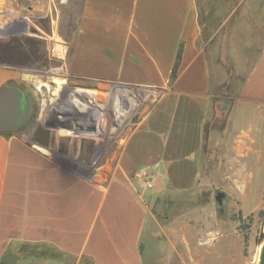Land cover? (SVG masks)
<instances>
[{
    "label": "crops",
    "instance_id": "obj_1",
    "mask_svg": "<svg viewBox=\"0 0 264 264\" xmlns=\"http://www.w3.org/2000/svg\"><path fill=\"white\" fill-rule=\"evenodd\" d=\"M211 1L204 15L210 5L221 25L205 39L197 0H69V77L133 87L147 102L137 120L116 124L107 154L116 161L104 179L59 156V144L91 151L70 130L34 140L21 126L0 128L9 132L0 131V264H146L149 198L213 189L214 175L234 165L229 159L250 158L253 150L261 157L264 40L239 87L221 96L206 43L232 13L220 14L224 0ZM259 16L264 24V0ZM45 40L26 32L0 39V96L9 86L29 95ZM141 174L152 176L153 188L140 183Z\"/></svg>",
    "mask_w": 264,
    "mask_h": 264
},
{
    "label": "rangeland",
    "instance_id": "obj_2",
    "mask_svg": "<svg viewBox=\"0 0 264 264\" xmlns=\"http://www.w3.org/2000/svg\"><path fill=\"white\" fill-rule=\"evenodd\" d=\"M68 2L0 0V39L24 32L47 38L50 44L44 47L43 60L34 71L38 78L27 82L34 110L23 132L35 140L36 134L62 136V129L76 131L69 136L86 138L90 142L85 149L91 151L75 154L67 144H59L58 150H64L59 156L92 178L104 179L110 177L116 161L107 157L116 146V124L137 120L147 97L133 87L117 88L115 83H108L107 87L105 82L69 77L67 34L73 26L74 7L69 8ZM260 3L261 0H224L220 14H232L218 31L215 42L206 43L221 96L227 87H239L263 43ZM207 7L209 38L221 23L211 15L210 5ZM89 84H98L97 90ZM100 85L106 89H100ZM50 121L57 126L47 125ZM260 134L257 151L261 157L253 150L250 158L229 159L234 165L224 167L229 173L214 175L213 189L176 192L147 200L150 214L142 243L146 264L259 263L264 245V129ZM138 176L142 185L154 187L152 176ZM217 191L226 193L223 205L216 200Z\"/></svg>",
    "mask_w": 264,
    "mask_h": 264
},
{
    "label": "water",
    "instance_id": "obj_3",
    "mask_svg": "<svg viewBox=\"0 0 264 264\" xmlns=\"http://www.w3.org/2000/svg\"><path fill=\"white\" fill-rule=\"evenodd\" d=\"M32 112V102L29 96L15 86L6 87L0 96V128L14 129L25 124ZM47 125L57 126L55 122ZM226 197L224 191H217L216 200L223 205ZM223 211V209H222ZM264 264V245L261 247L259 263Z\"/></svg>",
    "mask_w": 264,
    "mask_h": 264
},
{
    "label": "trees",
    "instance_id": "obj_4",
    "mask_svg": "<svg viewBox=\"0 0 264 264\" xmlns=\"http://www.w3.org/2000/svg\"><path fill=\"white\" fill-rule=\"evenodd\" d=\"M213 1H207V0H197V4H198V6H199V9L201 10V24L203 25V36L205 37V39H207V32H206V17H205V15H204V5L206 4V3H212ZM261 2H263V0H261ZM205 24V25H204ZM182 50H183V44L180 46V48H179V51H178V53H177V61H176V63H175V66H174V68H173V79L176 77V72H177V68H178V64H179V61H180V58H181V56H182ZM209 60H210V57H209ZM230 102V101H229ZM231 103V102H230ZM0 131L1 132H3V133H9V132H7V131H4V130H1L0 129ZM27 249V248H26ZM22 251H25V249L23 248L22 249ZM30 252H31V250H28L27 251V253H28V255H30ZM30 256H32V257H36L34 254H32V255H30ZM30 256H28V258L30 257ZM9 256L7 255V258H8ZM6 258V259H7ZM6 259H5V262L4 263H6Z\"/></svg>",
    "mask_w": 264,
    "mask_h": 264
},
{
    "label": "flooded vegetation",
    "instance_id": "obj_5",
    "mask_svg": "<svg viewBox=\"0 0 264 264\" xmlns=\"http://www.w3.org/2000/svg\"><path fill=\"white\" fill-rule=\"evenodd\" d=\"M89 85H94L95 86V90H97V87H98V84H89ZM89 85H86L87 87L89 86ZM88 88H91V87H88ZM100 89H106L105 87H102L101 85H100V87H99ZM100 92H102V90L100 91ZM32 102V101H31ZM33 110H34V104H33V102H32V112H31V115H32V113H33ZM31 115H30V117H29V119H28V121L25 123V124H23V126H21V131H25L26 129H27V127H26V125L29 123V121H30V119H31Z\"/></svg>",
    "mask_w": 264,
    "mask_h": 264
},
{
    "label": "bare ground",
    "instance_id": "obj_6",
    "mask_svg": "<svg viewBox=\"0 0 264 264\" xmlns=\"http://www.w3.org/2000/svg\"><path fill=\"white\" fill-rule=\"evenodd\" d=\"M90 94H91V93H90ZM92 95H93V94H92ZM88 96H89V95H88ZM90 96H91V95H90ZM91 97H92V99H94V96H91ZM91 97H90V98H91Z\"/></svg>",
    "mask_w": 264,
    "mask_h": 264
}]
</instances>
